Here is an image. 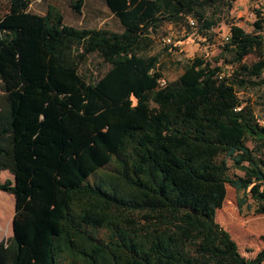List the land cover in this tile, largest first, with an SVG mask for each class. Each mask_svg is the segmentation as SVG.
<instances>
[{"label":"trees","instance_id":"1","mask_svg":"<svg viewBox=\"0 0 264 264\" xmlns=\"http://www.w3.org/2000/svg\"><path fill=\"white\" fill-rule=\"evenodd\" d=\"M30 1L0 0V189L15 196L0 264H262L264 244L244 256L216 211L230 185L264 213V124L236 90L264 72V13L252 32L229 22L221 64L194 56L166 81L152 32L206 36L235 0H105L121 31ZM92 53L96 79L80 72Z\"/></svg>","mask_w":264,"mask_h":264},{"label":"rangeland","instance_id":"2","mask_svg":"<svg viewBox=\"0 0 264 264\" xmlns=\"http://www.w3.org/2000/svg\"><path fill=\"white\" fill-rule=\"evenodd\" d=\"M75 0H32L28 9L34 13L44 14L52 6L60 10L64 22L78 27L104 28L109 31H121L119 20L107 7L105 0H82L80 11H75L72 4ZM257 10L264 13V0H235L226 20H222L206 36L195 30L188 31L184 23L165 22L156 32L151 34V44L147 54H157L158 70L164 80L176 79L183 71L184 64L194 56L212 60L213 65L221 64L223 59L214 61L223 45L229 29V22L252 32V22ZM230 59V56H227ZM258 59L257 52L248 54L242 62L252 63ZM108 64L97 54L92 53L80 66V72L89 79H96L105 72ZM225 69L234 68L226 64ZM253 84L236 87L237 94L243 103L254 108L255 114L264 124V72L261 77H251ZM249 145L252 143L249 141ZM239 173L238 170L235 171ZM226 197L222 206L216 211V220L226 228L238 244L239 251L246 257H253L262 248L264 241V213L257 214L253 206L246 204L239 208L237 194L233 187L227 185ZM251 199H248V203ZM264 264V262L262 263Z\"/></svg>","mask_w":264,"mask_h":264},{"label":"crops","instance_id":"3","mask_svg":"<svg viewBox=\"0 0 264 264\" xmlns=\"http://www.w3.org/2000/svg\"><path fill=\"white\" fill-rule=\"evenodd\" d=\"M13 179L8 170L0 172V179ZM15 213V196L3 189H0V241L6 240L13 235V216Z\"/></svg>","mask_w":264,"mask_h":264},{"label":"built area","instance_id":"4","mask_svg":"<svg viewBox=\"0 0 264 264\" xmlns=\"http://www.w3.org/2000/svg\"><path fill=\"white\" fill-rule=\"evenodd\" d=\"M191 23H193V21H191Z\"/></svg>","mask_w":264,"mask_h":264}]
</instances>
